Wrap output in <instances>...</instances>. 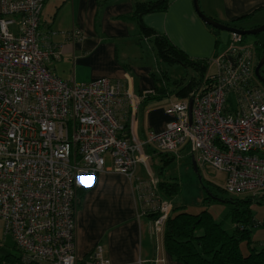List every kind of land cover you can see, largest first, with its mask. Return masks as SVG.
I'll list each match as a JSON object with an SVG mask.
<instances>
[{"label":"built area","instance_id":"2783aa9c","mask_svg":"<svg viewBox=\"0 0 264 264\" xmlns=\"http://www.w3.org/2000/svg\"><path fill=\"white\" fill-rule=\"evenodd\" d=\"M44 3L1 0L0 219L18 252L11 264H77L79 179L105 171L106 158L132 178L150 160L146 147L174 156L189 148L198 167L226 174V192L264 191V87L253 44L231 33L233 43L213 61V79L167 104L173 119L142 139L134 127L147 92L109 77L84 83L51 71L54 50L39 42ZM153 183L139 182L141 199L159 213L161 228L173 206ZM102 253L98 246L94 263L107 264Z\"/></svg>","mask_w":264,"mask_h":264},{"label":"crops","instance_id":"0c3cea01","mask_svg":"<svg viewBox=\"0 0 264 264\" xmlns=\"http://www.w3.org/2000/svg\"><path fill=\"white\" fill-rule=\"evenodd\" d=\"M169 1L166 11L143 15L144 24L168 36L192 58L210 59L217 39L222 40L221 53L231 46V32L206 28L195 10L194 0ZM136 2L45 0L40 14L39 42L41 47L54 50L47 64L64 80L86 83L109 77L122 81L124 88L132 86L139 95L147 92L138 105L134 127L144 139L150 131H163L173 119L165 106L176 100L171 94L177 88L171 85L170 77L169 84L155 80L161 75L157 74L154 40L143 34L133 17ZM199 4L205 14L224 24L245 28L264 24V0H199ZM74 30L79 31L75 38ZM258 41L263 42L264 38ZM157 85L166 88L163 95L166 100L154 105L148 99L158 97L154 91ZM146 149L151 154L149 162L158 166L155 159L159 155L163 164L158 168H162L163 154ZM149 162L139 165L135 176L129 178L112 170V161L106 158L105 171L80 177L76 202L77 264H96L92 254L98 246L102 247L107 264H182L164 247V227L158 228L156 218L145 215L143 210L147 203L141 199L139 182L145 185L154 181L158 189L159 179L164 178L153 173ZM14 261L16 257L10 264Z\"/></svg>","mask_w":264,"mask_h":264},{"label":"trees","instance_id":"16d2710c","mask_svg":"<svg viewBox=\"0 0 264 264\" xmlns=\"http://www.w3.org/2000/svg\"><path fill=\"white\" fill-rule=\"evenodd\" d=\"M169 3V0H137L133 14L143 34L150 36L154 40L159 67L157 74L161 75L160 78L155 77V80L169 84L167 81L169 78L168 72L163 68V65L178 63L185 67H193L199 71L201 75L198 88H200L207 81L213 79V74L207 75L210 59L190 57L175 45L168 36L148 27L142 20L143 15L146 13L166 11ZM212 30L213 32H218L214 28ZM219 42L221 41L217 39L216 47ZM254 49L257 60H260L264 54V41L259 42L257 40L254 43ZM261 71L264 75L263 67ZM193 80L194 78H191L185 84H181L180 80H174L171 85L177 86V89L172 93L171 89L167 86L169 93H172L171 96L175 97L176 100L190 98L192 87L197 84ZM154 91L155 94H158V98H163V95L167 93L165 92L166 88L159 87L158 85L154 88ZM125 128L127 133L129 131L128 124H125ZM160 154H163L161 158L164 159L165 164H169L176 158V156L167 153L160 152ZM162 169L163 167L160 168V171ZM216 187L219 191L226 192L224 187ZM158 189L169 201L168 198L170 196L179 193L181 185L176 177L161 178L158 181ZM247 194L249 195L242 199L232 197L226 199L227 202L232 204V208L228 213L232 224L231 230L225 226L224 221L218 220L207 209L199 213L185 210L174 213L175 208L173 207V211H171V214L164 223L163 244L166 251L173 259L182 264H264V240H258L253 235L254 229L264 226V219L259 220L255 216L253 205L257 203V205L263 206L264 191L257 194ZM143 210L147 216L153 218L159 216V213L155 211V208L151 204H147ZM243 243L247 248V252L243 250ZM14 247L16 248V245ZM13 257H16L17 260L18 254ZM12 261L9 260L6 264H10Z\"/></svg>","mask_w":264,"mask_h":264},{"label":"rangeland","instance_id":"374dc122","mask_svg":"<svg viewBox=\"0 0 264 264\" xmlns=\"http://www.w3.org/2000/svg\"><path fill=\"white\" fill-rule=\"evenodd\" d=\"M199 18L201 19V17ZM204 25L209 30L214 28L205 22ZM216 30L220 31V29ZM259 38H264V32H261L257 35L245 36L244 41H242L241 44L252 45L253 42L257 41ZM222 46V42H219L217 47L215 45L213 54L210 57V65L208 67L207 75L213 74L216 71V65L213 61L217 56L223 54L221 53ZM163 68L168 72L170 82H174V80H180L181 84H185L188 80L194 78L193 81H195L197 84L193 85L190 95L198 89L199 78L201 74L195 68L185 67L184 65L178 63L173 65L164 64ZM231 98H233V96H231ZM168 99L170 100V98ZM148 100H151V103H155L154 105H157L158 102L156 101H159L161 104H163L165 103L163 100H166V98L161 99L158 97H153ZM188 150L189 148L183 151L179 156H176L175 160L171 161L169 164H164L162 166V171H160V168H158V166L160 167L163 164V161L160 160L159 155H157L155 159V163L158 164V166L154 165V161L149 162L150 167L156 176L164 178L176 177L178 182H180L181 189L179 193L168 198L172 206L175 208L174 213L180 212L182 210L192 213H199L207 209L218 220L224 221L225 226L227 228L229 227V230H231L232 224L230 218L228 217V213L232 208V204L227 202L226 199L231 197L242 199L249 194H230L219 191L216 186L223 188L226 185V174L211 167L199 166V168L196 170L193 163V157L188 153ZM253 205L254 214L257 219H264V204L263 206L259 204L257 205V203H254ZM253 235L258 240H264V226L254 229ZM14 246L15 242L13 237L10 234L5 233L4 223L0 219V264H6L7 261L12 260L13 256L17 254V250ZM242 247L244 252H247V248L244 243Z\"/></svg>","mask_w":264,"mask_h":264},{"label":"water","instance_id":"95a60500","mask_svg":"<svg viewBox=\"0 0 264 264\" xmlns=\"http://www.w3.org/2000/svg\"><path fill=\"white\" fill-rule=\"evenodd\" d=\"M194 6H195V10H196L197 14L201 17V19L206 24H208V25H210L216 29H220L223 31L231 32V33L235 32V33H238L242 36L257 35L261 32H264V24L254 26L251 28H245L244 26H239V25L224 24V23L214 19L213 17L205 14L200 7L199 0H194ZM256 42L257 41H255V43ZM262 67H264V54L262 55L260 60H258V63H257L256 68H255V75H256L257 79L259 80L260 83L264 84V75L262 74V71H261ZM191 110H192V100H190V115H191ZM193 163H194L195 168L197 170L198 165L195 162V160H193Z\"/></svg>","mask_w":264,"mask_h":264}]
</instances>
